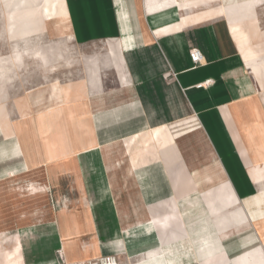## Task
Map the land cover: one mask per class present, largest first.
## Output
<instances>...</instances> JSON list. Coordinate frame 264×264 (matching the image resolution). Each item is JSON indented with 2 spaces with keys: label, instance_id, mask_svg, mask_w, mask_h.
<instances>
[{
  "label": "crops",
  "instance_id": "0c3cea01",
  "mask_svg": "<svg viewBox=\"0 0 264 264\" xmlns=\"http://www.w3.org/2000/svg\"><path fill=\"white\" fill-rule=\"evenodd\" d=\"M263 5H20L43 21L19 40L47 26L105 48L80 79L16 100L32 127L8 106L0 114V264H85L106 254L119 264H264V160H254ZM193 48L205 65L194 66Z\"/></svg>",
  "mask_w": 264,
  "mask_h": 264
},
{
  "label": "rangeland",
  "instance_id": "374dc122",
  "mask_svg": "<svg viewBox=\"0 0 264 264\" xmlns=\"http://www.w3.org/2000/svg\"><path fill=\"white\" fill-rule=\"evenodd\" d=\"M33 3L34 0H0V114L8 106L14 120L25 121L29 127H32L31 120H21L17 115L16 100H23V97L26 100L33 99L35 89H44L55 80L65 84L80 79L83 64L94 63L97 54L102 53L105 48L103 43L78 45L63 38V34L50 33L52 29L49 31L47 26L43 28L42 35L19 40L29 33L42 31L43 20L38 17L39 12L30 8H19L20 5ZM43 15L45 16V12ZM257 15L260 26L264 29V5L260 7ZM5 17L8 19L7 27ZM71 88L70 85L65 88L67 94ZM257 95L258 108L264 114L263 90ZM5 96L7 104L1 102ZM256 139L254 160L255 156L264 160V120L256 133Z\"/></svg>",
  "mask_w": 264,
  "mask_h": 264
},
{
  "label": "built area",
  "instance_id": "2783aa9c",
  "mask_svg": "<svg viewBox=\"0 0 264 264\" xmlns=\"http://www.w3.org/2000/svg\"><path fill=\"white\" fill-rule=\"evenodd\" d=\"M190 56L195 67L206 64V58L200 49L193 48L190 52ZM119 263L120 261L117 254L100 255L85 262V264H119Z\"/></svg>",
  "mask_w": 264,
  "mask_h": 264
},
{
  "label": "bare ground",
  "instance_id": "6f19581e",
  "mask_svg": "<svg viewBox=\"0 0 264 264\" xmlns=\"http://www.w3.org/2000/svg\"><path fill=\"white\" fill-rule=\"evenodd\" d=\"M13 16H14V14H13ZM11 27H12V25H11ZM9 28V27H8ZM70 28V27H69ZM9 30V29H8ZM256 59V58H255ZM250 62V61H249Z\"/></svg>",
  "mask_w": 264,
  "mask_h": 264
}]
</instances>
